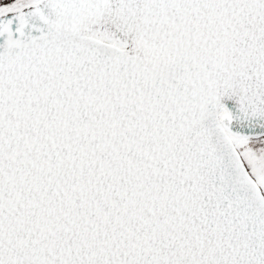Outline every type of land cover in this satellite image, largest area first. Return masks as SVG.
Returning <instances> with one entry per match:
<instances>
[{
	"label": "snow or ice",
	"instance_id": "1",
	"mask_svg": "<svg viewBox=\"0 0 264 264\" xmlns=\"http://www.w3.org/2000/svg\"><path fill=\"white\" fill-rule=\"evenodd\" d=\"M0 264H264V0H0Z\"/></svg>",
	"mask_w": 264,
	"mask_h": 264
}]
</instances>
